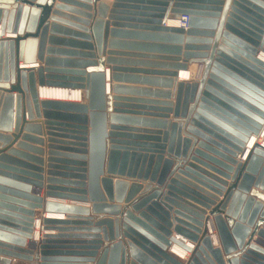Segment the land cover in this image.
Segmentation results:
<instances>
[{
    "label": "water",
    "instance_id": "water-1",
    "mask_svg": "<svg viewBox=\"0 0 264 264\" xmlns=\"http://www.w3.org/2000/svg\"><path fill=\"white\" fill-rule=\"evenodd\" d=\"M92 3L0 0V141L13 140L14 125L15 132L41 135L43 123L51 143H58L55 137L76 141L59 154L64 159L50 158L46 184L42 148L23 140L0 152V160L16 164L0 162L6 185L0 186V264L13 258L28 264H264V0H115L112 7L96 0L93 22ZM63 8L87 20L60 18ZM109 11L146 17L144 30L127 34L148 42L127 44L158 51L164 60L154 62L163 70L147 69L153 76L142 78L158 89L124 87L121 68H113L116 93L168 99L160 103L164 108H151L149 118L121 116L118 103L108 107L106 74L90 32L102 57ZM171 15H189V27L166 26ZM190 64H197L195 80L179 81ZM44 87L80 89L83 101L42 99ZM123 121L160 130H130L118 125ZM43 188L51 199L91 202L92 208L45 200ZM35 209L43 210L37 251L28 243ZM105 214L111 216H96ZM175 248L189 255L178 256Z\"/></svg>",
    "mask_w": 264,
    "mask_h": 264
},
{
    "label": "crops",
    "instance_id": "crops-1",
    "mask_svg": "<svg viewBox=\"0 0 264 264\" xmlns=\"http://www.w3.org/2000/svg\"><path fill=\"white\" fill-rule=\"evenodd\" d=\"M77 1L83 2L84 0H77ZM92 1L93 3L91 5L93 6V8L90 10L88 9L87 10L93 15V19H91L93 22V20L99 16V11H98V5L95 3L96 0H92ZM103 1H105L109 5V7H112L115 0H103ZM58 3H59V0H55V4H58ZM124 4H131V3H124ZM67 6H70V5H67ZM124 7H131V6L125 5ZM124 7H122V9L127 10ZM72 8H78V7H72ZM133 10H137V9H133ZM116 15H118L119 17H116L115 15H114L115 17L114 16L111 17V12L109 11L107 16H105L103 19L105 22H109V26L108 28H105V31H104V37H105L104 50L106 53H104L102 57H100L98 54V49L96 46V42L94 40L92 30L90 32V34L93 37L91 42L94 44V51L97 54V58L101 60L100 67L104 70L106 74L105 80L107 84L106 86L107 87L106 89L107 104H108V107L110 106L111 108L115 109V104L118 103L120 105V111H122V112H119L121 116H124V117L130 116V117H134L138 119L149 118V115H146V114L151 112L150 111L151 108L153 107L154 108H164V105L160 103L168 99L166 97L155 95V94L144 93L142 91H130L126 89L123 90L122 92L116 93L114 91V85L116 84V82L113 77V74H114L113 68L114 66H119L121 68V71H119V73L123 75V79L118 81V83L124 87H136V88H141V89L142 88H157L158 89L160 88V85L154 82H151L149 80L142 79V78L143 77L149 78L153 76V74L145 72V70L147 69L155 70V71L163 70L164 66L156 64L154 62H159V61H164V60L156 57V56H159L157 54H160L158 53V51L141 50V49L134 48L133 46H129L127 44L129 42H148V41H144V39L142 38L127 34L128 32L144 30V28H141L140 26H142V24H147L144 22V19H142L146 17H142V15H137V14L132 15V14H127V13L116 14ZM52 16H53V11L47 15L45 20L48 19V22H53L51 19ZM58 16L63 19L72 20V22H77L79 24H83V23H80L82 19L87 20L86 16L79 14L76 11L65 9V8L61 10V14H58ZM172 20L174 19H173V16L171 15L167 19L165 25L166 26H177L171 23ZM59 24L63 25L62 23H59ZM63 26H66V28H69L72 31L81 32L80 29L76 27H68L67 25H63ZM88 27L90 29L92 28L91 25ZM117 31L123 32V33H116ZM49 34H51V29L49 30ZM52 34H55V36H58L60 38H70L72 40H75L76 42L85 41L79 35L67 33L64 31H56L55 33H52ZM112 42H120L122 44L117 45L116 43H112ZM56 46H60L61 48L68 47V48H71V50L89 51L87 47H82L77 44H69V45L58 44ZM108 58H114L119 61L111 62V61H108ZM20 65H21V68L30 67L28 65L25 66L24 62H21ZM40 65L44 66V64L41 62H40ZM196 69H197V64H190L189 69L187 71L190 74L189 79H183L181 78V75H180L178 77V80L192 82L193 80H195ZM172 96L173 97L171 100L174 101L175 100L174 95ZM115 98H119V99L117 100ZM108 114L111 115L112 113L108 112ZM169 114L171 116V119H174V112L171 111L169 112ZM37 120L38 119L30 120L27 117V121L33 122ZM41 120L44 121L45 117H42ZM118 125L124 128H130V130L132 129L148 130V131L160 130L159 126L144 123L143 121H136V122L123 121V122H119ZM0 132H4V131H0ZM48 132L49 131H47V128L44 125V123H43V133L41 135L35 132H32L31 130H27L25 128L24 129L21 128L19 132H15V125H14L13 131L11 132V134L13 135V140L7 144H5L3 141H0V152L6 149L12 148V147L14 148L17 147L18 142L23 141V140H25L29 144H32L33 146L42 148L43 154L38 155V156H40L44 162L43 168L45 171L43 172V176L45 178V184H46V179L48 178V166L50 164V158L52 156H55V158L64 159L65 157H62L59 154L67 153L70 148H75L74 147L75 145H71V143L76 142V141H73L74 139H68L67 137H55L57 138L58 143H51L49 141L50 135H48ZM123 132H126V131H123ZM25 135L28 136L29 139H25L24 138ZM263 137L264 136H261L259 140L260 143L263 142ZM31 138H39L41 141L31 139ZM124 140H132V139L124 138ZM140 142H143V141H140ZM25 152L33 156L35 154L33 151L26 150ZM13 157L21 160L19 156H13ZM23 160H25L26 162L32 163V161L30 160H27V159H23ZM239 160L241 162H244L245 158L240 157ZM0 162L3 164L11 165V166H16V164L12 162H7L3 160H0ZM57 163H61V162L57 161ZM0 178H4V177L0 175ZM116 181H117L116 178L113 179V192H114L115 198L118 193ZM0 186H6V185L3 184L2 181L0 180ZM40 196L45 198V200H51L55 202H65L67 204H73V205H79V206H85V207L92 208L91 202L75 201V200H69V199L65 201L51 199L50 197L46 196L45 188L41 189ZM223 199H224V196H221V200ZM113 203H115V199ZM122 205L125 206V203H122ZM35 210H36V217L43 216L42 209H35ZM96 216L99 218L101 216L110 217L111 215L105 214V215H96ZM207 216H210V215H207ZM74 228H82V227H74ZM175 235L177 234L175 233ZM257 238L258 236L256 235L255 239ZM32 240L33 239H29L28 243L32 242ZM219 244L221 245V243ZM12 264H28V263L25 261L13 258ZM73 264H79V263L74 262Z\"/></svg>",
    "mask_w": 264,
    "mask_h": 264
},
{
    "label": "bare ground",
    "instance_id": "bare-ground-1",
    "mask_svg": "<svg viewBox=\"0 0 264 264\" xmlns=\"http://www.w3.org/2000/svg\"><path fill=\"white\" fill-rule=\"evenodd\" d=\"M171 23L176 25V20H172ZM263 58H264V55H263ZM28 66H31V65H28ZM180 75H181V78L183 79H189V76H190L189 72L187 71L182 72ZM41 98L82 102L83 101V91L80 89H76V88L44 87V88H41ZM254 141H256L255 136L253 137L249 145V148H252ZM210 227L213 228L214 230L213 225H211ZM40 228L41 226L38 225L36 227L37 231H40ZM212 235H215V231H213ZM215 241H216V238H215ZM29 244H30L29 246L31 247L30 249L36 250L35 247L33 246V242H30ZM174 252L178 256H182L185 258L189 255L187 252H185L181 248H175Z\"/></svg>",
    "mask_w": 264,
    "mask_h": 264
},
{
    "label": "built area",
    "instance_id": "built-area-1",
    "mask_svg": "<svg viewBox=\"0 0 264 264\" xmlns=\"http://www.w3.org/2000/svg\"><path fill=\"white\" fill-rule=\"evenodd\" d=\"M189 20H190V16L189 15H182L179 19H176V25L179 26V27H183V28L187 29L189 27ZM248 148H249V146H248ZM244 158H246V156ZM36 222H37V226L41 225V220L38 217H37V221ZM35 230L36 231L34 233V238H33L32 242H33V246L37 250V248L39 247L40 243L42 242V234L40 233V231H37V229H35ZM29 248H31V247L29 246Z\"/></svg>",
    "mask_w": 264,
    "mask_h": 264
}]
</instances>
